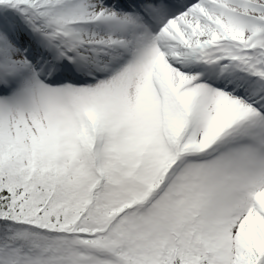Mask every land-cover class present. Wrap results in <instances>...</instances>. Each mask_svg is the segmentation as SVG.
<instances>
[{
    "label": "snow or ice",
    "instance_id": "snow-or-ice-1",
    "mask_svg": "<svg viewBox=\"0 0 264 264\" xmlns=\"http://www.w3.org/2000/svg\"><path fill=\"white\" fill-rule=\"evenodd\" d=\"M0 264H264V0H0Z\"/></svg>",
    "mask_w": 264,
    "mask_h": 264
}]
</instances>
